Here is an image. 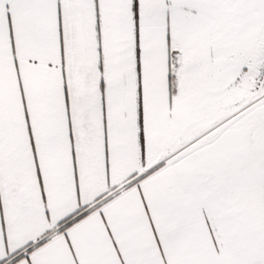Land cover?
Segmentation results:
<instances>
[{
	"label": "snow or ice",
	"instance_id": "snow-or-ice-1",
	"mask_svg": "<svg viewBox=\"0 0 264 264\" xmlns=\"http://www.w3.org/2000/svg\"><path fill=\"white\" fill-rule=\"evenodd\" d=\"M0 264H264V0H0Z\"/></svg>",
	"mask_w": 264,
	"mask_h": 264
}]
</instances>
